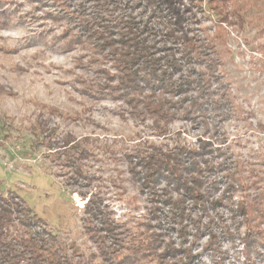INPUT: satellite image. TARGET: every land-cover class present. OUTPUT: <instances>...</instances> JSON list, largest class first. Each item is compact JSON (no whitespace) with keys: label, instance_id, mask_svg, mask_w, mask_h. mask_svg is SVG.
Instances as JSON below:
<instances>
[{"label":"rangeland","instance_id":"374dc122","mask_svg":"<svg viewBox=\"0 0 264 264\" xmlns=\"http://www.w3.org/2000/svg\"><path fill=\"white\" fill-rule=\"evenodd\" d=\"M119 18L170 78L126 81ZM180 148L201 203L148 180ZM0 190L21 264H264V0H0Z\"/></svg>","mask_w":264,"mask_h":264},{"label":"trees","instance_id":"16d2710c","mask_svg":"<svg viewBox=\"0 0 264 264\" xmlns=\"http://www.w3.org/2000/svg\"><path fill=\"white\" fill-rule=\"evenodd\" d=\"M93 2L102 6L103 0L101 3L96 0H93ZM118 22L120 24H117ZM113 23L121 25V27H125V31H127L126 33L124 32V34L128 41L124 44H121V46H124V48L121 49V52L119 50L118 58L116 60L122 65V69L127 70L128 74L125 77L128 83L133 84L137 81L138 77L135 76L141 66L147 67L149 69V75H159L162 80L163 78H170V76L174 73V70L177 68V60L173 55L164 57L163 62H161V68L159 64L160 59L157 60L155 54L156 49L150 42V39H148V33H144L145 30L139 26H136L132 21L128 22V20H123V18H119V20H116V22ZM126 24L128 25L125 26ZM103 27L105 29L108 26ZM144 73L147 72L144 70ZM180 149L182 152H180V150L178 151V154L181 157H178L177 154L172 156L163 154V157L160 159V157H156V155L152 162H147L151 166V169L156 173L155 176H151L148 178V180H154L161 170L168 172L164 174L166 175L164 177L167 181L175 183L179 187H184L185 190L188 189V192L192 198L198 203H201L200 200H202V195L198 193V190L202 189L203 186V175L200 173L203 171V168H201L200 165L196 163V160H181L186 150L184 148ZM206 168H208V166H206L204 170ZM193 187H195V190H193ZM178 203L174 204L173 206L179 210L181 215L179 216L180 219H183L185 204L183 202ZM14 208H16V204H9L8 199L2 195V190H0V264H21V261L26 258V253H28L30 257L37 259L40 257V250H42L41 246L31 242L30 239H27L22 243H18L20 246L16 244V241L13 243L8 239L9 236L5 231V227L7 222L11 219L12 209ZM153 247L154 244H149L147 246L146 249H148V253H152L151 249ZM138 248L141 249L140 246L137 247V249ZM137 249L135 248L133 250L134 254H137V251H140ZM189 255L190 254H188L186 257H189ZM131 260L134 261V258L132 257ZM51 263L56 264L57 262H55L53 259Z\"/></svg>","mask_w":264,"mask_h":264}]
</instances>
